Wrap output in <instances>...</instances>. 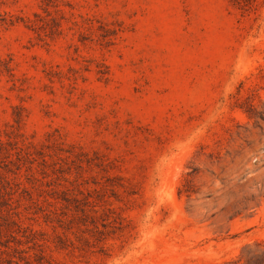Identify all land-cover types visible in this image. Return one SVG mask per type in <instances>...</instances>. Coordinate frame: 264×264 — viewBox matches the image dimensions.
I'll return each mask as SVG.
<instances>
[{"label":"rangeland","instance_id":"rangeland-1","mask_svg":"<svg viewBox=\"0 0 264 264\" xmlns=\"http://www.w3.org/2000/svg\"><path fill=\"white\" fill-rule=\"evenodd\" d=\"M264 0H0V264H264Z\"/></svg>","mask_w":264,"mask_h":264},{"label":"trees","instance_id":"trees-1","mask_svg":"<svg viewBox=\"0 0 264 264\" xmlns=\"http://www.w3.org/2000/svg\"><path fill=\"white\" fill-rule=\"evenodd\" d=\"M262 258H264V252H263V256H262Z\"/></svg>","mask_w":264,"mask_h":264}]
</instances>
